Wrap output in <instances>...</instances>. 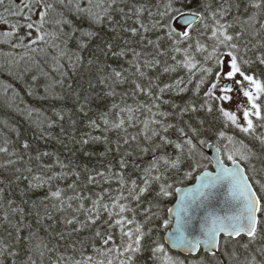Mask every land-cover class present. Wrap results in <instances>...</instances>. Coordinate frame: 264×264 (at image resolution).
Returning a JSON list of instances; mask_svg holds the SVG:
<instances>
[{
  "label": "snow or ice",
  "instance_id": "snow-or-ice-1",
  "mask_svg": "<svg viewBox=\"0 0 264 264\" xmlns=\"http://www.w3.org/2000/svg\"><path fill=\"white\" fill-rule=\"evenodd\" d=\"M38 2L43 10L39 11L37 21L31 19L32 0H28L27 3L22 0L21 6L11 13L23 15L25 9L29 13L25 16L28 22L24 26L28 30L34 29L36 36L32 38L31 31L26 33L29 44L24 45L25 48L46 43V36L54 35L43 31L44 25L49 22L48 10L53 5L43 3V0ZM68 2L72 3V0ZM177 2L187 6L188 10L176 8L174 5ZM192 2L193 0H166L162 10L160 4L156 5L155 14L144 4L133 5V14L136 17L134 23L138 26H132L127 31L132 37H139L141 44L150 45L154 49V53L146 54L150 58L143 60V67L153 70L160 68L161 65L163 67L159 74L153 77L141 70L139 62H130L139 76L147 80L146 84L132 81L133 99L135 100L137 95H143L147 100L137 101L135 106L125 104L121 107L113 103L112 109L117 110L115 119L109 120L108 113L102 117L105 132L112 129L127 132L128 127L142 125L136 135L122 138L124 145L136 142V147L123 153L119 160L120 171H114L109 164L104 171L89 173L84 187L93 185L99 188V191L89 195H84L83 189L80 192L76 191L80 173L74 172L75 180L68 184L67 188L57 186L55 190H51L50 187L45 196L47 200L58 201L61 210L65 203L68 209H72L75 215L64 220L66 225L71 226L74 223L79 225L72 231L80 232L88 229L92 231L93 237V255H85L81 242L80 259L69 256L65 261L61 255L54 264H137L138 257H143L145 254H147L146 264L147 261H151V264H206L203 258L186 261L172 255V250L177 248L189 254L198 253L203 248L217 260V264H222L218 257L222 234L226 238L223 239L225 246L231 242L238 243L242 235L247 237V243L241 245L244 249H248L257 240L264 242V181L246 174L249 170L255 171L254 167L249 169L246 166L254 153L243 140H238L235 135H229L226 131L228 128H233L240 133L254 136L258 125L254 123L253 117L261 122L259 127H264V80L250 72L253 61L241 54L238 43L244 36V26L253 27L259 22L258 16L264 12V0H250V7L257 11L248 15L246 20L234 18V21L241 25L238 31H231L235 23L224 20V17L230 13L229 0H224L217 9L211 11L210 17L213 21L211 25L206 22V13L212 8L210 0H199L196 10H191ZM3 3L4 0H0V4ZM60 3L63 4L64 0H60ZM115 3L116 0H86V3L82 4L81 0H76L75 9L77 14H86L89 20L101 23L105 18L111 19V12L116 10L113 8ZM225 4H228V7H225ZM119 12L124 13V9L120 8ZM145 13L150 18L147 24L142 19ZM0 21L7 23L2 15ZM56 23L70 25L71 21L65 19ZM196 25H202V29L195 27ZM17 27L12 25L14 31ZM261 30H264V23H260L256 35H259ZM14 31H5L3 36L10 38L14 35ZM149 32H156V38H148ZM93 35L94 33L88 31L81 33L82 37L91 38ZM68 36L69 39L72 38L71 33ZM20 39L23 41L25 37ZM78 43L80 48L87 46L82 41ZM20 46V44L14 45V47ZM39 51L43 52L44 49L40 48ZM132 51L138 61L142 54L135 52L134 49ZM247 51L245 47V52ZM125 54L121 50L116 55ZM64 55L65 52H60V56ZM165 56L168 57L167 60L160 59ZM169 60L172 63H169ZM256 60L264 65V53L257 55ZM180 69L186 70L187 79L180 76L171 83L161 81L162 75L176 73ZM112 73L117 83L126 81L121 71L113 69ZM194 79V87L191 89L193 97L183 105L164 99L166 93L179 96L188 92V85H192ZM32 80L36 81L37 76H32ZM4 87L5 91L12 89L14 95L19 96V91L13 85L5 83ZM50 87L49 85L44 87L45 96L42 98H47L50 94ZM27 94L33 95L31 86L28 87ZM108 95L115 93L109 92ZM241 96L246 98L247 106L241 101ZM55 98L60 99V97ZM233 101L236 111L224 106L225 103ZM87 103L88 97L85 96L80 111H84ZM164 105H167L169 110H162ZM200 111L206 114H212L214 111L218 113L216 121L221 127L215 128L214 125L206 127L203 118L198 119L197 124L183 119L186 114L195 116ZM240 111H242L243 123L237 115ZM33 113L40 122L39 117L44 114L39 109H29L30 117ZM53 115L61 121L65 119L63 109H53ZM173 118L178 122H171ZM44 122H47L49 127L54 123L47 116H44ZM90 125L94 129L100 127L96 121H90ZM170 131L176 133L175 138L169 135ZM141 136L144 143L140 142ZM255 138L264 145V135ZM89 139L98 141L101 137L91 136ZM89 139H82L80 143L87 145ZM103 139L105 143L108 142L107 136ZM8 143L5 140L4 145L0 146V153L9 152ZM22 147L25 150L29 149L28 141H24ZM169 148L172 149L171 152L168 151ZM205 148L214 149L215 157H209L204 151ZM119 150L120 142L117 141L116 151ZM134 151H138L141 158L151 156V159L140 170L141 174L131 179L126 177L123 170L128 166L126 157L132 156ZM11 154L16 153L13 151ZM47 155L49 154L46 152L41 153L36 159L39 160L40 156ZM56 162L61 169L68 167L59 160ZM209 164L213 165L214 171L209 170ZM43 167L51 170L52 165ZM136 167L140 168L139 165ZM27 171L32 170L29 168ZM194 173L198 174L194 176ZM66 175L56 172L46 178L42 175H34L28 180V187L39 188L46 183L50 185L53 179H63ZM193 178L195 183L190 187L176 186L183 185L185 181ZM24 179L28 178L24 177ZM113 179L117 181L116 188L103 187V185H111ZM69 189L73 191V195L67 196L65 200V192ZM174 195L178 196L174 206L166 207L167 198ZM73 201L78 202L75 208ZM11 203L9 201V204ZM53 207L56 205L54 204ZM12 211L24 213L22 208H13ZM48 219L52 217L49 216ZM4 220L8 221L7 214ZM13 227L19 232L18 226L13 225ZM161 230L166 235H162ZM34 235L30 234L28 239ZM35 247L40 249L46 248L47 245L40 240ZM258 251L264 256V246ZM43 254L41 251L40 255ZM29 261L35 264L31 256ZM249 264H264V261H257L256 256L253 255Z\"/></svg>",
  "mask_w": 264,
  "mask_h": 264
},
{
  "label": "trees",
  "instance_id": "trees-1",
  "mask_svg": "<svg viewBox=\"0 0 264 264\" xmlns=\"http://www.w3.org/2000/svg\"><path fill=\"white\" fill-rule=\"evenodd\" d=\"M23 2L27 3L28 0H23ZM164 2L166 0H116L113 5L116 10L111 12V19L105 18L101 23H94L88 19L86 14H77L76 0H72V3L64 0L63 4L60 3V0H43V3L53 5L48 10L47 19L49 22L44 25L43 31L54 35L46 36V43L30 45L29 48L24 47L29 44L26 33L31 31L32 38H34L36 32L34 29L28 30L24 26L28 22L25 20V16L29 15L27 9L24 10L23 15L11 14L21 6L22 0H4V3L0 4V15L7 20V23L0 21V146L4 145L5 140L9 142L7 145L9 152L0 153V190H2L0 191V264H31L29 256L35 264H54L61 255L65 261L69 256L80 259L81 242L85 255H93L92 231L88 229L80 232L72 231L79 225L74 223L69 226L64 223L66 218L75 215L72 209H68L65 203L61 210L58 201L47 200L45 196L50 187L51 190H55L57 186L67 188V185L75 180L74 172L80 173L77 192L83 189L84 195H89L99 191V188L93 185L84 187L86 176L89 173L95 174V171L106 170L109 164L114 171H120L119 160L123 153L135 149L136 142L124 145L122 138L136 135L142 125L128 127L127 132L115 129L105 132L102 117L108 113L109 120L115 119L117 110L112 109L113 103L121 107L125 104L135 106L137 101L147 100V97L143 95H137L135 100L133 99L132 81L146 84L147 80L139 76L130 62H139L141 70L153 77L159 74L163 65L155 70L143 67V60L150 58L146 54L154 53V49L150 45L141 44L139 37H132L127 29L138 26L134 23L136 17L133 14V5L144 4L155 14L157 12L156 5L160 4L162 10ZM210 2L212 8L206 13V22L209 25L213 23L210 17L211 11L217 9L224 0H210ZM81 3L85 4L86 0H81ZM229 3L231 4L230 13L224 17V20L235 23V27L231 31H238L241 25L236 23L234 18L246 20L248 15L257 10L250 7V0H229ZM32 4L31 19L37 21L39 11L43 10L42 5L38 0H32ZM198 5L199 0H193L190 6L191 10H196ZM174 6L184 11L188 10V7L180 2L175 3ZM224 6L228 7V4ZM120 8L124 9V13L119 12ZM65 19L71 21V24L56 23L58 20ZM142 19L146 24L149 23L150 18L146 13ZM258 21L253 27L244 26V36L238 43L241 54L246 59L253 61L250 72L264 80V65L259 64L256 60L257 55L264 53V46H262L264 45V30L256 35L260 23H264V12L259 14ZM12 25L18 26L15 31ZM195 27L202 29V25ZM5 31H14V35L6 38L3 36ZM85 31L92 32L94 35L91 38L82 37L81 33ZM69 33L72 34L71 39H69ZM156 35V32L147 33L148 38L151 39H155ZM20 37H25V39L21 41ZM79 41L87 46L80 48ZM17 44L21 46L14 47ZM165 46H167V42H165ZM245 47L248 49L247 52H245ZM32 48L37 50L32 51ZM40 48H43L44 51H39ZM133 49L142 54L138 61L134 57ZM121 50L126 54L116 55ZM62 51L66 55L60 56ZM178 58L180 57L178 56ZM198 58L200 57L198 56ZM160 59L167 60L168 57ZM169 63L172 62L169 60ZM113 69L123 73L126 78L124 83L116 82L112 73ZM34 75L37 76L36 81L32 80ZM180 76L187 79L186 70L180 69L176 73L162 75L161 81L171 83L173 79ZM5 83L13 85L19 91V96L14 95L12 89L5 91ZM194 83L195 79L192 85H188V92L179 96L174 93H166L164 99L173 100L175 103L183 105L193 97L191 89L194 87ZM46 85L51 86L50 94L47 98H42L45 96L44 87ZM29 86H31L33 95L27 94ZM109 92H114L115 95H108ZM200 95H203V89ZM85 96L88 97V103L85 104L82 112L80 105L84 104ZM55 97H60V99ZM29 109H39L54 123L49 127L48 123L44 122V116H40L39 121L43 122L41 124L37 121L35 113L31 117L29 116ZM53 109H63L65 119L61 121L54 116ZM162 110L167 111L169 108L164 105ZM218 115L215 111L212 114L200 111L195 116L186 114L183 119L191 120V123L197 124L198 119L203 118L206 121V127L214 125L215 128H219L221 125L216 121ZM253 120L258 125L254 136L240 133L239 130L233 128H228L226 131L229 135H235L238 140H243L253 152L264 154V145H261L260 141L255 138L264 135V127H259L261 122L257 121L255 117ZM90 121H96L100 127L92 128ZM171 122L177 123L178 121L173 118ZM169 135L175 138L176 133L170 131ZM91 136H100L101 139L92 141L89 139ZM104 136L108 137L107 143L103 139ZM82 139H89V143L82 145L80 143ZM24 141H28L30 145L27 150L22 147ZM117 141L120 142L119 152L116 151ZM140 142L144 143L142 136ZM13 151H15V155L11 154ZM168 151L171 152L172 149L169 148ZM204 151L206 153L207 148ZM45 152L49 155L40 156L39 160L36 159L38 155ZM149 159L151 156L141 158L138 151H134L132 156L126 157L128 166L123 170L126 177L137 178ZM57 160L68 167L61 169ZM9 161H14V163H9ZM44 165H52L51 170L43 167ZM136 165H139L140 168H137ZM246 166L251 169L250 164ZM29 168H31V172L27 171ZM208 168L212 170V164H209ZM53 172L66 173L67 175L63 179H53L50 185L46 183L39 188L30 189L28 187V180H31L34 175H42L46 178ZM196 174L198 173H194V176ZM247 175L264 181V167L255 169L254 172L249 170ZM24 177L28 179H24ZM194 181L193 178L185 181L183 185L177 184L176 186H189ZM109 186L116 188L117 181L113 179L111 185H103V187ZM69 195H73V191L70 189L65 192V200ZM175 198L176 195L167 198L166 207H171ZM9 201L12 203L9 204ZM77 203L76 201L72 202L73 208L77 206ZM54 204L56 207H53ZM13 208H22L24 213L13 212ZM5 214L8 215V221L4 220ZM49 216L52 219H48ZM80 219H83L82 215ZM13 225L19 227V232ZM30 234L35 235L28 239ZM161 234L165 235L166 233L161 230ZM223 239L218 254L222 264H249L253 255L256 256L257 261H264V256L258 251L260 247L264 246V242L257 240L248 249H244L241 245L247 243L245 236H241L238 243L231 242L227 246L223 244ZM40 240H43V243L47 245L46 248L37 249L35 247ZM41 251L44 253L43 256L40 255ZM171 254L186 261L203 258L206 264H217V260L207 253L200 252L197 256L192 257L175 252H171ZM146 260L147 254L138 257L137 264H146ZM147 264H151V261H147Z\"/></svg>",
  "mask_w": 264,
  "mask_h": 264
},
{
  "label": "rangeland",
  "instance_id": "rangeland-1",
  "mask_svg": "<svg viewBox=\"0 0 264 264\" xmlns=\"http://www.w3.org/2000/svg\"><path fill=\"white\" fill-rule=\"evenodd\" d=\"M241 101L244 103L245 106H247L246 104V98H243L241 96ZM224 106L226 108H230L231 110L236 111L235 108V101L230 102V103H225ZM238 118H240L241 123H243V119H242V111L237 112ZM253 152V151H252ZM254 155L252 156V159L250 160V162L248 164H250L251 168H255V169H262V167H264V154L261 153H257V152H253Z\"/></svg>",
  "mask_w": 264,
  "mask_h": 264
},
{
  "label": "water",
  "instance_id": "water-1",
  "mask_svg": "<svg viewBox=\"0 0 264 264\" xmlns=\"http://www.w3.org/2000/svg\"><path fill=\"white\" fill-rule=\"evenodd\" d=\"M206 154H208V156L209 157H212V158H214L215 157V152H214V149H211V148H207V151H206ZM213 166V165H212ZM229 166H231L230 164H229ZM243 166V165H242ZM215 169H214V167H213V170H210V171H214ZM247 174V173H246ZM195 183V181L193 182V183H191V184H189V186H179V187H190V186H192V184H194ZM176 199H178V196H176V198H175V200ZM174 204H175V201H174V203L172 204V206L171 207H173L174 206ZM166 235V234H165ZM243 236V235H242ZM222 238H224V239H226L225 237H223V234H222ZM241 238V237H240ZM172 252H175V253H178V254H182V255H184V256H187V257H192V256H197L200 252L201 253H207V254H209L205 249H201L198 253H193V254H189V253H187V252H184L182 249H179V248H177V249H173L172 250ZM219 254V253H218ZM210 255V254H209Z\"/></svg>",
  "mask_w": 264,
  "mask_h": 264
}]
</instances>
